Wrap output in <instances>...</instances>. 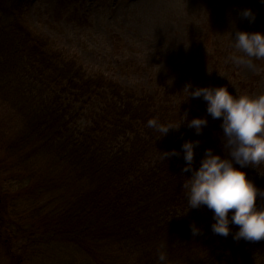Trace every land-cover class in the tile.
I'll return each instance as SVG.
<instances>
[{
    "label": "trees",
    "instance_id": "16d2710c",
    "mask_svg": "<svg viewBox=\"0 0 264 264\" xmlns=\"http://www.w3.org/2000/svg\"><path fill=\"white\" fill-rule=\"evenodd\" d=\"M28 2L0 0V264H264V239L234 240L235 224L215 234L213 211L186 202L181 145L200 141L194 168L207 148L227 156L222 118L164 81L150 93L87 73L28 24ZM197 47L206 86L240 95L264 83V71L239 81V54ZM193 117L208 120L199 135ZM154 118L182 124L162 136ZM242 170L264 190V162Z\"/></svg>",
    "mask_w": 264,
    "mask_h": 264
},
{
    "label": "rangeland",
    "instance_id": "374dc122",
    "mask_svg": "<svg viewBox=\"0 0 264 264\" xmlns=\"http://www.w3.org/2000/svg\"><path fill=\"white\" fill-rule=\"evenodd\" d=\"M245 8L254 20L242 16ZM25 18L57 48L76 56L89 74L102 73L124 87L150 93L160 80L186 92L189 82L207 85L196 65L198 43L242 54L231 36L235 30L264 33V0H29ZM253 63L255 67L241 65L239 81L248 83L264 71V58ZM246 90L244 94L264 93V83Z\"/></svg>",
    "mask_w": 264,
    "mask_h": 264
},
{
    "label": "clouds",
    "instance_id": "9594fccd",
    "mask_svg": "<svg viewBox=\"0 0 264 264\" xmlns=\"http://www.w3.org/2000/svg\"><path fill=\"white\" fill-rule=\"evenodd\" d=\"M241 14L254 20V13L249 8L243 9ZM231 38L234 47L242 53L231 57L236 65L255 67L253 60L264 58V33L235 30ZM183 90L188 97L206 101V111L214 119L222 118L223 146L229 149L227 156L214 153L211 148L205 149L199 167L194 168L195 148L200 141H183L182 156L186 163L182 171H191V176L183 183L189 209L206 205L212 210L211 230L215 234L227 237L232 233L230 225L235 224L239 228L232 233L234 240L264 239V206L256 203L258 195L264 197V190L257 188L242 170L245 166L264 162V93L233 95L226 86L194 87L190 82ZM183 117L185 121L187 113ZM207 123L206 117H193L187 121L188 127L197 135ZM148 124L165 136L170 129H179L182 123L173 126L154 118ZM164 153L166 157L181 155L176 149ZM229 210L233 211L230 213ZM190 228L193 235L202 231L195 223L190 224ZM159 260L165 261L166 255L161 253Z\"/></svg>",
    "mask_w": 264,
    "mask_h": 264
}]
</instances>
